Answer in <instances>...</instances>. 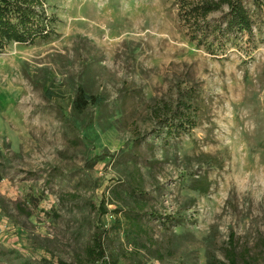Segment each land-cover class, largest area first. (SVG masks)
I'll list each match as a JSON object with an SVG mask.
<instances>
[{
    "label": "rangeland",
    "instance_id": "1",
    "mask_svg": "<svg viewBox=\"0 0 264 264\" xmlns=\"http://www.w3.org/2000/svg\"><path fill=\"white\" fill-rule=\"evenodd\" d=\"M44 1L51 40L0 53V264H77L96 227L133 206L136 156L152 239L111 237L108 255L225 262L232 236L264 264V0H247L253 37L218 55L191 41L169 0ZM79 87L104 104L77 112ZM184 91L202 100L199 126L166 137L154 110ZM201 177L207 194L190 188Z\"/></svg>",
    "mask_w": 264,
    "mask_h": 264
},
{
    "label": "trees",
    "instance_id": "2",
    "mask_svg": "<svg viewBox=\"0 0 264 264\" xmlns=\"http://www.w3.org/2000/svg\"><path fill=\"white\" fill-rule=\"evenodd\" d=\"M177 8L180 23L188 31L191 41L198 47L205 48L210 54L218 55L229 41L239 37H253L255 19L247 6V0H169ZM256 3L258 0H252ZM221 15L210 22V17ZM56 17L50 15L45 9L44 0H0V53L12 44L33 46L39 42H48L55 34L54 24ZM51 94V91H47ZM202 100L193 94L183 92L176 106L165 105L154 110L158 119L160 130H167L166 137L180 136L189 133L199 126ZM104 99L99 96L87 94L83 87L78 88L73 108L82 113L90 106L99 107ZM137 151V150H136ZM135 151V152H136ZM134 152V153H135ZM135 155V154H134ZM0 157L2 153L0 151ZM206 158H208L206 156ZM135 166L131 176L133 183L130 197L133 206L129 209L115 211L113 225L97 226L91 237V242L82 255L76 259L77 264H121L118 254L108 255L106 242L116 238L119 240L139 241L143 237L152 239L153 227L149 225L157 216L148 213V198L145 191V179L141 173L138 160L134 158ZM204 178L194 179L190 183L191 190L207 194L209 184ZM3 175L0 171V184ZM184 182L183 184H187ZM120 196V194H118ZM37 203L35 202L34 205ZM21 213L31 215L28 208L20 207ZM102 215L108 214L106 204L102 202L99 209ZM225 262H212L210 264H252L250 252L240 251L237 243L232 240L224 251ZM22 264H70L64 261L53 262L41 259L38 262L25 261ZM130 264H143L135 261Z\"/></svg>",
    "mask_w": 264,
    "mask_h": 264
}]
</instances>
